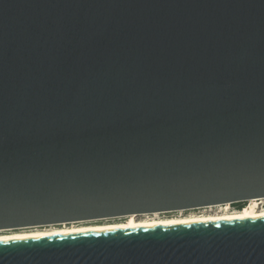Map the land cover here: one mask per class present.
I'll return each instance as SVG.
<instances>
[{
	"label": "water",
	"instance_id": "1",
	"mask_svg": "<svg viewBox=\"0 0 264 264\" xmlns=\"http://www.w3.org/2000/svg\"><path fill=\"white\" fill-rule=\"evenodd\" d=\"M264 198V0H0V229ZM0 264H264V217L0 241Z\"/></svg>",
	"mask_w": 264,
	"mask_h": 264
},
{
	"label": "bare ground",
	"instance_id": "2",
	"mask_svg": "<svg viewBox=\"0 0 264 264\" xmlns=\"http://www.w3.org/2000/svg\"><path fill=\"white\" fill-rule=\"evenodd\" d=\"M257 199L258 198H253L248 200V203L241 210L237 212L226 213L223 215L218 214V215H207V216H190V217L185 216V217L168 218V219L155 218L151 220L141 221L136 218V215L138 214H130L127 215L129 219L126 222L96 224V225L94 224L79 225V226L64 227V228L44 230V231L34 230V231H24V232H13L9 234L0 235V241L49 237V236L73 234L79 232H96V231H107V230H116V229L144 228V227H153V226H165V225L264 217V210H259L260 207ZM224 204H230V203H224ZM216 205H222V204H216ZM6 229H11V228H6ZM0 230H5V229H0Z\"/></svg>",
	"mask_w": 264,
	"mask_h": 264
},
{
	"label": "rangeland",
	"instance_id": "3",
	"mask_svg": "<svg viewBox=\"0 0 264 264\" xmlns=\"http://www.w3.org/2000/svg\"><path fill=\"white\" fill-rule=\"evenodd\" d=\"M259 204V210H264V198L257 199ZM243 202V201H242ZM248 201H245L244 204L246 205ZM239 211V208L233 204H223V205H210V206H203L198 208H191V209H181L176 211L170 212H152V213H145V214H138L136 218L141 221L151 220L155 218L161 219H168V218H178V217H190V216H207V215H218V214H226V213H233ZM129 219L127 215L123 216H115L110 218L104 219H93V220H84L78 222H71V223H63V224H50L44 226H34V227H22V228H11L0 230V235L2 234H9L13 232H24V231H44V230H53L58 228L64 227H72V226H79V225H96V224H109V223H120L126 222Z\"/></svg>",
	"mask_w": 264,
	"mask_h": 264
},
{
	"label": "trees",
	"instance_id": "4",
	"mask_svg": "<svg viewBox=\"0 0 264 264\" xmlns=\"http://www.w3.org/2000/svg\"><path fill=\"white\" fill-rule=\"evenodd\" d=\"M244 202L245 201H243V202H235L233 204H235L239 208V210H241L245 206Z\"/></svg>",
	"mask_w": 264,
	"mask_h": 264
},
{
	"label": "built area",
	"instance_id": "5",
	"mask_svg": "<svg viewBox=\"0 0 264 264\" xmlns=\"http://www.w3.org/2000/svg\"><path fill=\"white\" fill-rule=\"evenodd\" d=\"M223 205V204H222Z\"/></svg>",
	"mask_w": 264,
	"mask_h": 264
}]
</instances>
